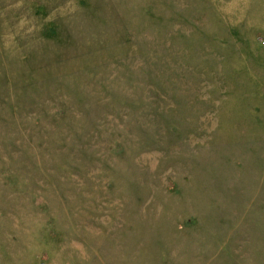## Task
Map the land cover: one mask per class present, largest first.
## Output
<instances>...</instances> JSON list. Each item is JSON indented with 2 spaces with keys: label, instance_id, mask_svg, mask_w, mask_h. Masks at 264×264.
Segmentation results:
<instances>
[{
  "label": "rangeland",
  "instance_id": "374dc122",
  "mask_svg": "<svg viewBox=\"0 0 264 264\" xmlns=\"http://www.w3.org/2000/svg\"><path fill=\"white\" fill-rule=\"evenodd\" d=\"M0 0V264H264V0Z\"/></svg>",
  "mask_w": 264,
  "mask_h": 264
},
{
  "label": "bare ground",
  "instance_id": "6f19581e",
  "mask_svg": "<svg viewBox=\"0 0 264 264\" xmlns=\"http://www.w3.org/2000/svg\"><path fill=\"white\" fill-rule=\"evenodd\" d=\"M252 0H233L230 5H228L225 10L232 12V10L237 9V13H235V18L240 19L243 16H245L246 12L249 10V5L251 4ZM264 3V1H263ZM264 8V5H262ZM250 11V10H249ZM252 11V10H251ZM250 11V13H251ZM249 21L252 23H257L258 18L256 16H252V13L250 14Z\"/></svg>",
  "mask_w": 264,
  "mask_h": 264
}]
</instances>
